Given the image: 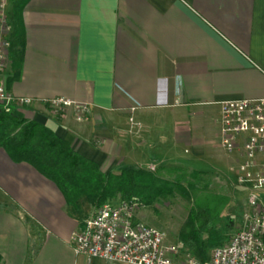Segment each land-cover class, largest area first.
I'll use <instances>...</instances> for the list:
<instances>
[{
	"label": "crops",
	"instance_id": "obj_1",
	"mask_svg": "<svg viewBox=\"0 0 264 264\" xmlns=\"http://www.w3.org/2000/svg\"><path fill=\"white\" fill-rule=\"evenodd\" d=\"M21 22L19 73L9 59L2 80L30 99L24 117L103 172L141 160L137 168L234 179L238 155L220 145V103L264 97V0H28ZM56 97L90 112L79 121L71 105L56 115L46 104ZM146 113L141 155L124 142L126 118ZM81 225L52 180L0 146V264H127L76 254L70 239Z\"/></svg>",
	"mask_w": 264,
	"mask_h": 264
},
{
	"label": "built area",
	"instance_id": "obj_2",
	"mask_svg": "<svg viewBox=\"0 0 264 264\" xmlns=\"http://www.w3.org/2000/svg\"><path fill=\"white\" fill-rule=\"evenodd\" d=\"M8 1L0 0V106L6 111L31 102L15 97L2 80L10 49ZM48 103L54 113L65 112L72 105L79 121L90 112L89 105L61 97ZM219 120L221 147L238 155L234 180L243 193L245 208L242 225L224 243L210 249L208 260L200 261L182 240L166 244L161 229L138 220L142 204L119 196L93 210L73 231L70 243L74 252L127 264H264V97L222 101Z\"/></svg>",
	"mask_w": 264,
	"mask_h": 264
},
{
	"label": "trees",
	"instance_id": "obj_3",
	"mask_svg": "<svg viewBox=\"0 0 264 264\" xmlns=\"http://www.w3.org/2000/svg\"><path fill=\"white\" fill-rule=\"evenodd\" d=\"M28 0H9L12 30L9 59L13 77H17L24 48L21 12ZM0 146L9 157L34 166L52 180L66 200L68 215L82 224L91 208L119 196L142 205L176 193L188 196L195 191L192 206L183 221L178 238L200 260L209 258L210 249L224 243L228 235L219 220L228 205V192L208 189L211 176L206 172L181 166L161 167L163 173L146 168H128L103 172L98 165L75 151L51 128L24 117L21 111L0 106Z\"/></svg>",
	"mask_w": 264,
	"mask_h": 264
},
{
	"label": "rangeland",
	"instance_id": "obj_4",
	"mask_svg": "<svg viewBox=\"0 0 264 264\" xmlns=\"http://www.w3.org/2000/svg\"><path fill=\"white\" fill-rule=\"evenodd\" d=\"M7 15L9 18L8 10ZM46 104L50 111L54 113L51 105L49 103ZM63 113L64 112L62 111L60 113L54 114L60 115ZM126 119L129 124V129L128 134L124 139L125 144L129 147L136 146L138 148V153L145 155L147 149H149V113L142 114L140 116L138 114H135V116L129 115V118ZM156 138H158V135ZM151 140H153L152 136ZM132 164L135 165L133 167L136 168L143 166V162L141 160H139L138 163ZM168 166L179 165H165V167ZM155 170L163 173V170H161L159 167L155 166ZM207 190L213 192H219L221 190L228 192L230 197L229 202L221 213L219 224L221 231L224 234L230 236L242 225L243 222V211L245 205L241 188L234 179L229 180L227 178L221 179L218 177H211ZM195 193L198 192L190 191L188 196H184L181 193H176L172 197H160L158 200L149 205H142L139 210H142L143 213H145L144 218L143 220H138L144 224L152 225L161 229L165 233L164 242L166 244L173 243L179 239V229L186 218L189 208L192 206Z\"/></svg>",
	"mask_w": 264,
	"mask_h": 264
}]
</instances>
